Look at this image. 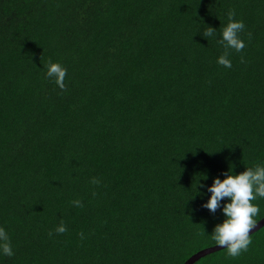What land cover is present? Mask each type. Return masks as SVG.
<instances>
[{
  "label": "trees",
  "instance_id": "trees-1",
  "mask_svg": "<svg viewBox=\"0 0 264 264\" xmlns=\"http://www.w3.org/2000/svg\"><path fill=\"white\" fill-rule=\"evenodd\" d=\"M229 12L245 47L225 68ZM258 163L264 0H0V264H182L223 219L201 185ZM250 237L192 264H264V225Z\"/></svg>",
  "mask_w": 264,
  "mask_h": 264
},
{
  "label": "clouds",
  "instance_id": "clouds-1",
  "mask_svg": "<svg viewBox=\"0 0 264 264\" xmlns=\"http://www.w3.org/2000/svg\"><path fill=\"white\" fill-rule=\"evenodd\" d=\"M234 17V12L228 13V23L223 27L220 38L217 40V43L226 49L224 54L217 58V63L225 68L232 67L227 49L240 52L245 47V42L240 37L245 27L244 22ZM204 35L215 39V28L209 27ZM66 72V68L59 62H49L46 76L53 78L55 83L63 88ZM222 175L223 179L219 176L214 177L211 185H201L204 192H197L196 195L203 197L210 194L201 207L212 214H216L219 209L223 217L219 223L214 225L211 233L212 239L218 247L225 248L229 256L238 257L248 250L251 244L250 232L257 225L254 218L260 212V207L253 201L258 198L264 199V163L247 167L239 174H235L233 169L229 168ZM73 203L79 205V201H73ZM55 231L57 234L63 233L66 227L61 222ZM0 254L8 257L14 255L10 237L3 227H0Z\"/></svg>",
  "mask_w": 264,
  "mask_h": 264
},
{
  "label": "water",
  "instance_id": "water-1",
  "mask_svg": "<svg viewBox=\"0 0 264 264\" xmlns=\"http://www.w3.org/2000/svg\"><path fill=\"white\" fill-rule=\"evenodd\" d=\"M263 225H264V215L259 220H257V225L252 230V232H250V234L255 232L257 229H259ZM219 249H222V248L218 247L216 244H213V245L208 246V247H204V248L196 251L195 253H193L191 256H189L182 264H192L193 262H195L200 257H202L206 254H209L213 251L219 250Z\"/></svg>",
  "mask_w": 264,
  "mask_h": 264
}]
</instances>
